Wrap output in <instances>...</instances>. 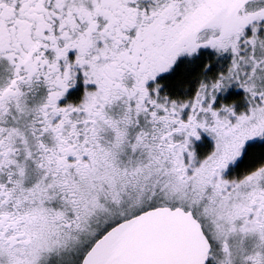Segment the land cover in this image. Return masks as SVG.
I'll return each mask as SVG.
<instances>
[{
  "label": "snow or ice",
  "instance_id": "snow-or-ice-1",
  "mask_svg": "<svg viewBox=\"0 0 264 264\" xmlns=\"http://www.w3.org/2000/svg\"><path fill=\"white\" fill-rule=\"evenodd\" d=\"M0 264H264V0H0Z\"/></svg>",
  "mask_w": 264,
  "mask_h": 264
}]
</instances>
